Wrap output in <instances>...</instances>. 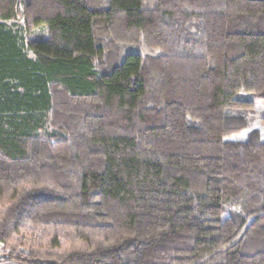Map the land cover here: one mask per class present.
I'll return each instance as SVG.
<instances>
[{"label":"trees","instance_id":"obj_1","mask_svg":"<svg viewBox=\"0 0 264 264\" xmlns=\"http://www.w3.org/2000/svg\"><path fill=\"white\" fill-rule=\"evenodd\" d=\"M256 120L264 0H0V262L264 264Z\"/></svg>","mask_w":264,"mask_h":264},{"label":"rangeland","instance_id":"obj_2","mask_svg":"<svg viewBox=\"0 0 264 264\" xmlns=\"http://www.w3.org/2000/svg\"><path fill=\"white\" fill-rule=\"evenodd\" d=\"M18 24H22L21 22L19 23H14V22H10L9 25L10 26H13V27H16ZM151 52L150 49H148L147 47L145 46H142V45H127L124 50H123V55H122V61L123 59H125V57L128 55V54H149ZM252 130H260L261 133L263 134V137H264V126L263 124L261 123L260 120H256L254 122V125L252 127ZM251 129L242 133L241 135L237 136V137H234L232 140L234 141H246L247 140V137H248V134L252 131ZM16 242H18L19 244H17L16 242H13L11 244V246H14V247H20L22 244L20 241L21 240V237L19 235H17V239H15ZM5 246L3 244H0V254H4L5 252ZM24 247H20L19 250H24L23 249ZM0 263H6V262H0ZM20 264H23V263H20Z\"/></svg>","mask_w":264,"mask_h":264},{"label":"crops","instance_id":"obj_3","mask_svg":"<svg viewBox=\"0 0 264 264\" xmlns=\"http://www.w3.org/2000/svg\"><path fill=\"white\" fill-rule=\"evenodd\" d=\"M0 264H20V263L6 262V263H0Z\"/></svg>","mask_w":264,"mask_h":264}]
</instances>
